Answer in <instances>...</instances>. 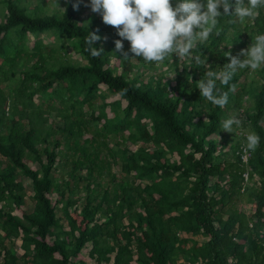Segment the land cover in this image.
Segmentation results:
<instances>
[{"label": "trees", "instance_id": "obj_1", "mask_svg": "<svg viewBox=\"0 0 264 264\" xmlns=\"http://www.w3.org/2000/svg\"><path fill=\"white\" fill-rule=\"evenodd\" d=\"M60 1L49 15L44 0H0V264H264V66L217 81L223 108L197 89L264 34V8L220 17L199 67L124 59L115 29L82 19L89 0ZM231 117L239 126L222 131Z\"/></svg>", "mask_w": 264, "mask_h": 264}, {"label": "clouds", "instance_id": "obj_2", "mask_svg": "<svg viewBox=\"0 0 264 264\" xmlns=\"http://www.w3.org/2000/svg\"><path fill=\"white\" fill-rule=\"evenodd\" d=\"M81 2L76 0L73 9H78ZM85 6L99 14L104 25L115 29L120 38L114 41L115 51L120 52L124 59L161 63L175 56L177 59L194 61L201 67L206 65V60L201 59L203 54L193 55V52L213 32L220 35L219 18H229L230 23L254 19L259 9L264 8V0H234V3L232 0H175L174 6L173 0H89ZM100 39L95 33L85 37L88 45L85 51L93 57L103 52V49L92 47ZM124 41L130 45L127 51H124ZM224 55L230 62L219 72L206 71L205 76L197 82L200 96L221 108L227 104L228 94L217 89V81L228 86L238 71L246 68L256 71L264 66V34L252 38L249 47L242 49L238 56L231 52ZM239 56L245 58L241 60ZM234 124L239 126V120L235 117L223 120L221 129L232 132ZM258 142L259 137L251 134L246 138V148L255 150Z\"/></svg>", "mask_w": 264, "mask_h": 264}, {"label": "rangeland", "instance_id": "obj_3", "mask_svg": "<svg viewBox=\"0 0 264 264\" xmlns=\"http://www.w3.org/2000/svg\"><path fill=\"white\" fill-rule=\"evenodd\" d=\"M29 1H30V4L32 6H35L38 3V0H29ZM44 1L46 2L47 10H48V14L49 15L53 14L56 11L62 12L65 9V3L63 1H60V0H44ZM57 4H58V6H57ZM95 15H99V14L93 13L91 11L90 7H86L84 12H83V14H82V19L85 20V21H89V19L92 16H95ZM3 18H4L3 17V9H2V7H0V23L2 22ZM32 40H33V38H32ZM52 42H53V39L45 38V43H52ZM125 42H123L124 43V48H125L126 43H127V42L126 43ZM69 54H70V56L68 58L70 59V62H72V63H80L81 65L85 64V61L82 60L80 55L75 53V51L72 48H69ZM134 60L137 62V59H134ZM112 63H114L117 66L118 61H116L115 59H112ZM113 67H114V65H113ZM159 67H163V65L160 64ZM166 69H167V66H164L163 70H166ZM168 71H167L166 74H167V76L170 79H172L174 77V73L173 72H168ZM146 74H150V72L149 73L147 72ZM106 90H107V87L102 85L101 86V91H106ZM108 98L110 99L109 101H115V100H118L120 97L119 96H111V95H109ZM38 99H39V97H36L35 103H38V101H39ZM126 105H127V103L123 102V106H126ZM53 116L55 117V113H54ZM242 117L245 118L244 115H242ZM243 133H244V131L240 130L239 135L241 136ZM248 134H250V133H248ZM132 148H134V147H132ZM29 165H32V163H30ZM23 181H24V183H25V185L27 187H30V185H31V181L30 180L24 178ZM241 205L244 206L246 212L250 213L251 205L247 204L246 201L241 203ZM196 239L199 240L200 243H204L205 241H207V239L204 238V237H197ZM18 245H20L19 242H18Z\"/></svg>", "mask_w": 264, "mask_h": 264}, {"label": "built area", "instance_id": "obj_4", "mask_svg": "<svg viewBox=\"0 0 264 264\" xmlns=\"http://www.w3.org/2000/svg\"><path fill=\"white\" fill-rule=\"evenodd\" d=\"M245 153H247L246 151H245ZM243 161L245 162V163H248V156H247V154H245V155H243ZM248 179V175H246V180ZM229 264H236V262H231V263H229Z\"/></svg>", "mask_w": 264, "mask_h": 264}]
</instances>
